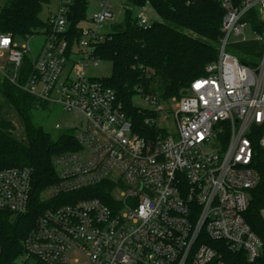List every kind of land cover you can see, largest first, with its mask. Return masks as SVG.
<instances>
[{
  "label": "built area",
  "instance_id": "obj_1",
  "mask_svg": "<svg viewBox=\"0 0 264 264\" xmlns=\"http://www.w3.org/2000/svg\"><path fill=\"white\" fill-rule=\"evenodd\" d=\"M68 2L49 17L46 42L29 58L24 82L20 71L31 49L0 33L11 67L6 78L41 102L60 103L74 126L56 127L78 143L54 157L58 180L41 192L45 207L21 240L17 263L230 264L225 250L258 261L264 240L246 213L260 185L255 145L264 147V0H220L217 60L180 97L140 95L147 135L135 131L104 79L81 70L102 60L94 48L108 33L112 0H101L102 10L80 23L73 41ZM137 18L150 24L142 12ZM249 40L262 44V55L248 64L233 51ZM33 192L29 167L0 165V212H32ZM259 214L264 221V197Z\"/></svg>",
  "mask_w": 264,
  "mask_h": 264
},
{
  "label": "trees",
  "instance_id": "obj_2",
  "mask_svg": "<svg viewBox=\"0 0 264 264\" xmlns=\"http://www.w3.org/2000/svg\"><path fill=\"white\" fill-rule=\"evenodd\" d=\"M51 0H0V33L12 34L15 40L40 31L50 30L49 18L41 12ZM131 7L151 5L159 16L147 27L140 26L133 8L125 10V19L114 26L103 41L94 48V55L112 63V73L104 78L123 102V110L132 118L135 131L147 135L145 112L134 103L137 95L159 94L164 99L180 97L191 83L206 74L208 64L217 60L221 26L225 11L220 0H126ZM66 6L69 38L78 36V28L88 17V0H70ZM256 16H253L254 20ZM233 52L245 63H252L262 55V44L254 40L235 44ZM31 71L25 58L20 71L24 82ZM2 93L23 118L25 138L13 133L7 120L0 121V165L26 166L32 170V212L12 216L0 212V244L3 255L0 264H18L23 253L21 240L33 227L37 215L45 206L39 202L41 192L58 180L54 157L78 148L74 134L64 132L54 138L42 126H35L28 112L44 103L12 83L3 84ZM253 167L260 174V185L254 190L255 199L246 213L252 228L264 240V221L259 210L264 197V147L255 145ZM98 195L105 199L106 191ZM46 205V204H45ZM230 264H264V249L260 259L250 262L244 253L224 251Z\"/></svg>",
  "mask_w": 264,
  "mask_h": 264
},
{
  "label": "rangeland",
  "instance_id": "obj_3",
  "mask_svg": "<svg viewBox=\"0 0 264 264\" xmlns=\"http://www.w3.org/2000/svg\"><path fill=\"white\" fill-rule=\"evenodd\" d=\"M68 0H51L49 3L45 4L42 12L41 18L43 20H48V18L59 10L61 3ZM89 10L88 14H93L95 12H100L102 7L100 5L101 0H88ZM114 17L110 18L104 25V31L110 32L117 24L122 25V21L125 19V10L133 8L134 14L137 16L138 13H143L148 19L149 23L155 20H159V16L155 9L147 4L144 7H131L126 0H112ZM122 22V23H121ZM46 34L40 31L35 34L31 39L28 38H18L17 43L19 46L29 45L30 51L27 53V57L32 59L33 56H38L46 42ZM77 60L88 64V58L81 59L79 55L76 56ZM8 52H0V121L7 120L13 126L14 135L19 138H25V124L23 118L18 114V112L10 105L7 99L2 93L3 84L7 81L6 74H10L11 67L8 66ZM82 67V66H81ZM88 76L97 77L100 79L108 78L112 73V63L110 61L101 60L98 65L90 63L81 69ZM41 102V101H40ZM44 103V102H42ZM134 103L138 106H144V100L140 95L135 96ZM174 104L172 103V106ZM29 119L35 126H42L46 131H48L54 138L59 137L61 134L66 132L64 129H58L56 127L57 123H60L63 127L74 126L72 119L73 115L67 113L60 103H44L38 108H32L28 112ZM79 118L76 123H79ZM174 126L172 123L169 125V130H173Z\"/></svg>",
  "mask_w": 264,
  "mask_h": 264
},
{
  "label": "water",
  "instance_id": "obj_4",
  "mask_svg": "<svg viewBox=\"0 0 264 264\" xmlns=\"http://www.w3.org/2000/svg\"><path fill=\"white\" fill-rule=\"evenodd\" d=\"M186 93H187V91H184V92H183V94H186Z\"/></svg>",
  "mask_w": 264,
  "mask_h": 264
}]
</instances>
